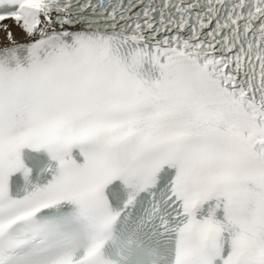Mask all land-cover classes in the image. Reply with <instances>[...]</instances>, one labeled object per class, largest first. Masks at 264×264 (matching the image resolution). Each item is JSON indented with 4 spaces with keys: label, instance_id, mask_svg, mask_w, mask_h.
<instances>
[{
    "label": "snow or ice",
    "instance_id": "6c2138e0",
    "mask_svg": "<svg viewBox=\"0 0 264 264\" xmlns=\"http://www.w3.org/2000/svg\"><path fill=\"white\" fill-rule=\"evenodd\" d=\"M0 264H264V0H0Z\"/></svg>",
    "mask_w": 264,
    "mask_h": 264
},
{
    "label": "bare ground",
    "instance_id": "6f19581e",
    "mask_svg": "<svg viewBox=\"0 0 264 264\" xmlns=\"http://www.w3.org/2000/svg\"><path fill=\"white\" fill-rule=\"evenodd\" d=\"M0 25H7L9 28H11L13 35L17 38H20L21 36V30L19 29L18 25H16L14 20H7L4 22H1ZM5 33L3 31H0V41L3 40Z\"/></svg>",
    "mask_w": 264,
    "mask_h": 264
}]
</instances>
